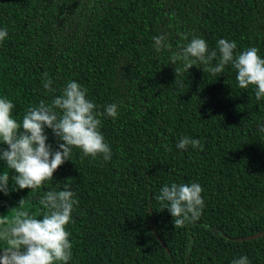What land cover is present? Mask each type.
I'll list each match as a JSON object with an SVG mask.
<instances>
[{
    "label": "trees",
    "instance_id": "1",
    "mask_svg": "<svg viewBox=\"0 0 264 264\" xmlns=\"http://www.w3.org/2000/svg\"><path fill=\"white\" fill-rule=\"evenodd\" d=\"M4 28L0 97L15 105L14 119L50 104L69 81L87 89L97 112L115 103L118 115L100 117L110 161L73 148L35 191L13 190L10 179L0 216L25 199L23 210L42 218L39 197L67 184L78 200L66 226L68 264H231L241 256L264 264V235L241 239L264 230V98L238 86L231 64L213 76L199 62L187 70L170 59L193 37L209 51L225 39L235 53L256 47L264 58V0H0ZM160 35L170 47L157 52ZM44 73L55 92L44 90ZM45 134L56 150L58 138ZM184 136L202 148L177 149ZM6 167L0 161V172L15 175ZM193 182L203 188V213L175 229L155 197L165 184Z\"/></svg>",
    "mask_w": 264,
    "mask_h": 264
},
{
    "label": "clouds",
    "instance_id": "2",
    "mask_svg": "<svg viewBox=\"0 0 264 264\" xmlns=\"http://www.w3.org/2000/svg\"><path fill=\"white\" fill-rule=\"evenodd\" d=\"M8 36L7 28L0 30V42ZM187 39L186 34H181ZM164 35L153 37L154 49L170 47L165 44ZM237 45L225 39L217 41L216 49L209 51L203 38L193 37L179 52L170 59L172 65L177 61L189 70L199 62L204 71L217 76L231 64L236 72V81L242 89L253 86L255 99L264 98V58L259 49L250 47L235 53ZM218 62L213 66L212 61ZM176 76L180 69L175 67ZM53 81L48 73L43 74V88L55 92ZM15 105L7 97H0V144L7 145L0 150V161L6 168L14 170L10 177L7 171L0 172V193H9V181L14 182L13 190L30 189L35 191L46 181L53 180L54 172L71 161L73 148L82 153V158L96 159L102 156L104 161L112 158L111 149L100 131V117L106 115L115 119L118 106L115 103L105 106L104 112H97L96 105L87 98V89L76 81H69L62 94L54 96L50 104L41 100L38 106L25 110L18 122L12 116ZM45 129H51L57 137L58 148L52 149L47 143ZM258 130L264 132V124H258ZM202 148L198 139L184 136L177 143V149ZM203 188L199 183L165 184L155 199L172 216L175 229L198 221L205 205ZM43 211L37 218L28 210H23L25 199L19 206L11 209L14 214L0 216V264H68L72 259L70 232L66 226L71 222L73 206L78 205L75 193L65 184L63 190H48L38 199ZM231 264H250L247 256L233 259Z\"/></svg>",
    "mask_w": 264,
    "mask_h": 264
},
{
    "label": "water",
    "instance_id": "3",
    "mask_svg": "<svg viewBox=\"0 0 264 264\" xmlns=\"http://www.w3.org/2000/svg\"><path fill=\"white\" fill-rule=\"evenodd\" d=\"M154 221H155V218H154ZM262 235H264V230L263 231H260L258 233H255V234L246 236L245 238H241V239H254V238L260 237ZM158 238L162 241L163 245L165 247H167L166 243L162 240V238L159 235H158Z\"/></svg>",
    "mask_w": 264,
    "mask_h": 264
}]
</instances>
